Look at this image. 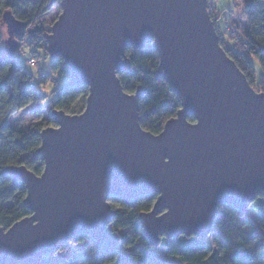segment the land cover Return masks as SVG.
Listing matches in <instances>:
<instances>
[{
  "label": "water",
  "instance_id": "1",
  "mask_svg": "<svg viewBox=\"0 0 264 264\" xmlns=\"http://www.w3.org/2000/svg\"><path fill=\"white\" fill-rule=\"evenodd\" d=\"M54 2L61 11L45 52L88 87L85 108L51 111L53 125L40 132L39 174L26 165L4 168L23 182L31 213L0 225V264H43L79 234L116 247L111 198L156 194L138 216L144 236L158 245L162 237L205 239L219 205L246 211L264 196V92L220 45L206 0ZM1 21L13 55L27 25L10 10ZM150 41L180 103L157 134L139 123L142 87L128 93L118 76L130 69L125 48Z\"/></svg>",
  "mask_w": 264,
  "mask_h": 264
},
{
  "label": "trees",
  "instance_id": "2",
  "mask_svg": "<svg viewBox=\"0 0 264 264\" xmlns=\"http://www.w3.org/2000/svg\"><path fill=\"white\" fill-rule=\"evenodd\" d=\"M53 6L61 11L59 3H51V0H0V23L7 10L17 20L26 23L28 43L33 48L28 60L33 59L35 65L32 66L35 67L38 65L36 50L45 51V35L49 32L41 17ZM243 11L244 21L237 22V27L230 31L233 34L228 37L230 46L220 32L228 24L230 26V19L225 18L221 25L220 11L211 18L219 43L227 55L250 85L264 92V0H246ZM125 50L130 69L118 75L119 81L128 93L142 87L143 95L138 103L139 123L145 130L157 134L167 119L176 115L179 98L163 78L152 41L144 42L141 48L127 46ZM254 59L261 66L260 79L251 63ZM52 64L53 70H59L64 78L53 90L55 99L50 102L51 108L78 114L85 108L88 87L71 81L61 59L54 58ZM44 97L33 74L19 62V54L7 55L0 40V225L4 227L31 213L23 205L26 195L23 182L8 175L4 168L14 164L26 165L39 174L44 167L42 156L37 152L41 144L40 132L53 123L50 115L23 128H16L9 120L22 109L42 114V107L28 106L42 102ZM189 120L194 118L190 116ZM155 198L156 194L148 193L137 198L116 197L111 200L113 218L109 228L122 231L119 233L121 242L116 247H105L90 236L79 234L59 243L43 264H264L263 195L250 201L246 211L230 204L219 205L214 225L205 239L196 235L162 237L158 245H153L144 236L138 216L140 212L149 211Z\"/></svg>",
  "mask_w": 264,
  "mask_h": 264
},
{
  "label": "rangeland",
  "instance_id": "3",
  "mask_svg": "<svg viewBox=\"0 0 264 264\" xmlns=\"http://www.w3.org/2000/svg\"><path fill=\"white\" fill-rule=\"evenodd\" d=\"M214 3L212 4V15L211 17L214 18L217 14L218 11L222 12V17L219 21L221 25H223L222 21L226 19H230V26L227 25L223 29H221V34L222 38L226 41L227 45L228 44V37L233 35L230 33V31L234 30L235 27H237V22H243L244 21V3L246 0H213ZM218 7V10H217ZM60 13V9L57 6H53L51 11L48 12L47 14L43 15L41 19L45 22L46 28L49 30L51 27L52 23L54 20H56V17ZM231 17V18H230ZM213 20V19H212ZM25 35L23 37V40L21 41V46L19 50H17V54H19V62L24 65L31 74L34 76V81H37L38 83V89L45 95V99L38 103V104H31L28 107H42L43 108V113L42 114H36L35 112H27L25 110H20L14 115L11 116L10 122L13 124L16 128H23L25 126H29L33 124L36 121H39L41 118L48 117L51 113V108L50 102L55 99L53 90L57 85L63 80L64 76L60 73L59 70H53V61L54 58L49 56L48 54L45 53L44 49L42 50H36V53H38V58H37V66H30L27 65V60L32 56L31 51L33 50L32 47L29 45V31H25ZM7 38V32H6V26L3 23V21L0 23V40L1 44L3 47H6V44L4 43ZM252 66L256 70L257 77L259 79L261 78L262 75V70L261 66H259V63L257 60H252L251 61ZM38 69L41 71H44L48 76L43 78V80L40 79L39 83V78L40 76L38 75ZM253 88L257 89L260 91V89L257 86H254ZM50 125H53L50 124ZM49 125V126H50ZM111 202V200H109ZM253 217H255L254 212L252 211ZM111 229V228H110ZM113 230V229H111ZM122 231H119L121 233Z\"/></svg>",
  "mask_w": 264,
  "mask_h": 264
},
{
  "label": "built area",
  "instance_id": "4",
  "mask_svg": "<svg viewBox=\"0 0 264 264\" xmlns=\"http://www.w3.org/2000/svg\"><path fill=\"white\" fill-rule=\"evenodd\" d=\"M206 1L208 3V6H207L208 13H210V15H212L213 12H211V11H212V4L214 3V1L213 0H206ZM27 64L35 65V61L33 59H30L27 61ZM38 75L40 76L41 80H43V78L48 76L44 71H41L40 69H38Z\"/></svg>",
  "mask_w": 264,
  "mask_h": 264
},
{
  "label": "flooded vegetation",
  "instance_id": "5",
  "mask_svg": "<svg viewBox=\"0 0 264 264\" xmlns=\"http://www.w3.org/2000/svg\"><path fill=\"white\" fill-rule=\"evenodd\" d=\"M116 198V197H115ZM115 198H111L110 200H113V199H115Z\"/></svg>",
  "mask_w": 264,
  "mask_h": 264
},
{
  "label": "crops",
  "instance_id": "6",
  "mask_svg": "<svg viewBox=\"0 0 264 264\" xmlns=\"http://www.w3.org/2000/svg\"><path fill=\"white\" fill-rule=\"evenodd\" d=\"M217 10H218V7H217ZM229 25V24H228Z\"/></svg>",
  "mask_w": 264,
  "mask_h": 264
}]
</instances>
